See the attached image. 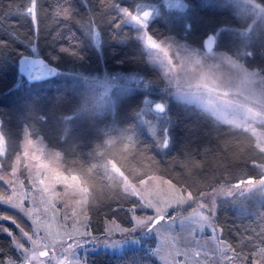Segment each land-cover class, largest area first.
Segmentation results:
<instances>
[{"label":"trees","instance_id":"obj_1","mask_svg":"<svg viewBox=\"0 0 264 264\" xmlns=\"http://www.w3.org/2000/svg\"><path fill=\"white\" fill-rule=\"evenodd\" d=\"M184 1L187 6L179 10L194 16L178 19L177 9L161 12L149 23L151 35L172 34L205 48V37L219 30L217 49L264 74V18L256 10L240 0ZM255 1L264 8V0ZM143 2L157 0H37L33 22L25 15L31 0H0V171L12 168L25 134L41 136L60 152L63 171L78 175L81 185L89 188V229L96 235L104 234L106 221L132 225L128 210L137 205V198L124 191V180L115 168L131 182L152 174L168 178L193 197L247 177L264 178L257 167L264 164V153L253 134L194 104L170 101L164 112L154 110L173 118L166 137L141 121L145 98L140 88L115 91L105 106L91 99V79L104 72L135 73L154 85L163 84L159 70L148 64L135 29L121 13L122 7L133 10ZM24 55L46 59L58 67V74L27 80L19 73ZM26 109L27 116L19 112ZM245 198L218 199L215 221L234 251L260 257L264 185ZM3 224L0 220V229ZM12 240L0 230L3 262L19 258ZM86 262L162 264L145 249L97 250L88 254Z\"/></svg>","mask_w":264,"mask_h":264},{"label":"rangeland","instance_id":"obj_2","mask_svg":"<svg viewBox=\"0 0 264 264\" xmlns=\"http://www.w3.org/2000/svg\"><path fill=\"white\" fill-rule=\"evenodd\" d=\"M240 1L243 6L249 5L251 10H256L264 18V8L257 1L250 0L247 4ZM186 6L184 0H157L154 3H139L133 10L122 7L125 23L135 29L146 50L148 64L159 70L163 84L154 85L135 73L104 72L91 79V99L105 106L112 102L110 99H114L115 91L125 93L140 88L145 98L140 119L152 132L168 137L173 119L169 114L161 116L156 113L153 108L155 103L163 102L168 106L170 101H180L194 104L216 118L218 115L222 122L248 130L255 137V145L264 147V74L246 66L242 60L224 50L214 47L209 51L203 45H193L172 34L157 38L148 30L149 23L158 14L170 9H177L175 16L178 19L185 15L194 16L193 12L179 10ZM124 10L133 15L148 11L150 17L146 20L147 27L142 28L126 17ZM242 20L245 23V18ZM215 33L217 41L219 30ZM145 34L151 35L165 49L167 57L165 52L145 47ZM225 57H231L239 67L233 68L225 61ZM168 59L172 61L171 66L168 65ZM17 104L18 109H21V103ZM19 112L29 115L27 109ZM20 146L21 150L13 160L12 168L7 172L0 171V202L11 197L13 204L23 202L26 211L20 212L9 204L0 203V214L1 217H9L3 220L2 228L9 229L14 234L11 238L23 243L28 251L25 256H21L20 250L16 248L19 258L9 259L4 264H9V261L13 264H87L86 257L90 252L105 250L117 253L131 249H145L162 264H264L262 253L260 257L256 255L248 258L244 253L234 251L215 221L218 199H246L260 187L259 180H253L251 185L244 181L239 187H215L191 199H188V191L165 177L152 174L142 179L143 184L141 180H128L141 193L143 199L135 197L141 203L151 201L167 209L165 219L153 222L155 231L138 228L121 232L120 229L131 230L136 227L137 221L131 219L133 215L140 220L147 215H156L153 209H141L135 205L128 210L132 222L130 227L120 222L106 221L104 234L96 235L89 229V188L81 185L78 175H69L63 171L60 152L46 145L41 136L32 138L25 134ZM228 192L232 195H226ZM212 198L216 202L215 208H211ZM200 205L206 207L201 208ZM29 212L31 220L38 221L39 235L33 236L36 244L25 242L16 224L12 223L15 220L29 235H33L31 228L36 226L30 228ZM200 214L209 217L208 224L199 219ZM85 232L89 235L85 236ZM41 251L47 255L40 256Z\"/></svg>","mask_w":264,"mask_h":264},{"label":"snow or ice","instance_id":"obj_3","mask_svg":"<svg viewBox=\"0 0 264 264\" xmlns=\"http://www.w3.org/2000/svg\"><path fill=\"white\" fill-rule=\"evenodd\" d=\"M243 2L247 4V3L250 2V0H243ZM36 9H37V0H31V6L27 8L25 15L27 17H30L33 22L36 21V19H37ZM124 15L126 17H128L129 19H131L132 21H134L135 23L139 24L142 28H146L147 27L146 20L150 17V13L148 11H144L140 15H133L132 12H129L127 10H124ZM143 39H144L145 47L147 49H150V50H159V51L165 52V56L167 57V52L165 51V49H163L161 47V45L158 44L153 39V37L151 35L145 34L144 37H143ZM214 42H215V38L210 36L208 38V40L205 41V47L209 51H211L212 48H213V46H214ZM61 51L67 52L68 50L65 49V48H61ZM224 59L233 68H238L239 67L238 65L235 64V62L231 59V57H225ZM167 62H168V65L169 66L172 65V61L170 59H168ZM155 109L158 112H163L165 110V106L163 104H156L155 105ZM217 118L221 120V117L218 116V115H217ZM259 150H260L261 153H264V147H260ZM257 167H259L261 169V171L264 172V164L257 165ZM116 171L119 173V175L124 180V191L127 192L131 197H140L141 199H143L141 193L138 190H136L133 185H130L129 184L128 178L124 175V173L121 172L120 169H116ZM41 183H43V181H41ZM140 183L143 184L144 181L141 180ZM253 183H254L253 180H248L247 181V184H249V185H251ZM259 185H264V179H260L259 180ZM236 187H239V185H237ZM130 188H131V191H130ZM226 195L231 196L232 193L231 192H228V193H226ZM191 197H192V195L189 192L188 193V199H191ZM180 202L182 203L183 201L181 200ZM0 203L9 204V205H11L14 208L19 209L20 212H25L26 211L24 209V207H23V202H21L20 204H13L11 197H9L6 200H3ZM215 203H216L215 202V199L212 198L210 200V204L212 206L211 208H215ZM136 204L141 209H153L155 211V214L156 215L155 216H153V215H147V217L145 219H143V220H140V219L137 218V216L133 215L131 217V219L137 221L136 227L135 228H132L131 230H129V229H120V231L121 232L135 231L138 228H143L145 230L155 231L156 229L153 227V222L154 221H156V222L163 221L165 219V213L167 212V209L166 208H161L158 205L153 204L151 201H146L144 203H141L140 200H137L136 201ZM200 207L201 208H204V207H206V205H200ZM7 219H9L8 216H2V217H0V220H7ZM28 219L31 220V213L30 212L28 213ZM199 219L201 221H203L205 224H208V221H209V217L208 216H205L203 214H200ZM12 223L13 224H16L17 228L19 229V233L21 235V238H23L25 240V242H31L32 244H36V240L33 239V236L34 235H39V232L37 231V228H38V221L37 220H31L30 228H31L32 225H35L36 226V228H31V230L33 232V235H29V232L28 231H25L24 228L20 227V225L17 224V222L15 220H12ZM0 230H3L5 232H7V234L10 237H13V235H14L7 228H2ZM84 235L87 236L89 234L87 232H85ZM41 238L43 239V237H41ZM13 245L18 250H20L21 256H25L26 255L28 249H26L24 247V244L23 243H20L19 240H13ZM39 255L40 256H46L47 253L41 251L39 253ZM0 264H4V262L2 260H0ZM9 264H13V262L9 261Z\"/></svg>","mask_w":264,"mask_h":264},{"label":"water","instance_id":"obj_4","mask_svg":"<svg viewBox=\"0 0 264 264\" xmlns=\"http://www.w3.org/2000/svg\"><path fill=\"white\" fill-rule=\"evenodd\" d=\"M210 36L214 37L216 41V35L214 33H209L204 39V45H205V41H207ZM215 45L216 42H214L213 48L215 47ZM205 49L208 50L206 47ZM58 70L59 69L56 65L49 63L48 61H46V59H43L42 57L24 55L19 59V71H20L19 73L24 75V77L29 81H38L42 79L45 80L47 78H51L58 74L59 72ZM156 104H163L165 106L163 102H157L155 103V105ZM155 105L153 107L154 109H155ZM248 180H254V177H247L238 180V182H236L235 184L240 185L244 181L247 182ZM154 223L157 222L154 221Z\"/></svg>","mask_w":264,"mask_h":264}]
</instances>
